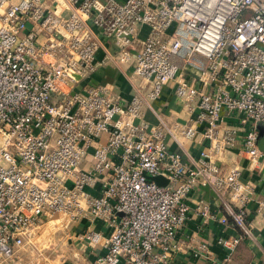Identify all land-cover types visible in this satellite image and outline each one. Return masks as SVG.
<instances>
[{"label":"built area","instance_id":"1","mask_svg":"<svg viewBox=\"0 0 264 264\" xmlns=\"http://www.w3.org/2000/svg\"><path fill=\"white\" fill-rule=\"evenodd\" d=\"M101 36L114 39L118 61L139 89L148 86V99L174 82L187 111H197L182 135L232 145L231 133L217 139V126L223 110L237 111L248 124L249 159L264 160V0H0V264H11L16 247L56 212L108 222L106 251L91 264H175L171 250L199 169L144 119L140 90L123 102L109 84L89 82ZM202 169L212 174L203 182L230 189L231 200L250 199L253 186L238 167L220 172L208 160ZM96 181L101 194L86 192ZM224 209L221 222L252 234L244 207ZM198 211L215 217L205 204ZM239 241L218 239L229 250ZM197 250L209 253L205 241Z\"/></svg>","mask_w":264,"mask_h":264},{"label":"crops","instance_id":"2","mask_svg":"<svg viewBox=\"0 0 264 264\" xmlns=\"http://www.w3.org/2000/svg\"><path fill=\"white\" fill-rule=\"evenodd\" d=\"M146 32L142 31L141 35ZM98 52L101 53V59L100 56L97 57L100 66L89 77V82L101 81L109 84L123 102L130 99L132 93L140 90L145 97L142 106L144 119L151 124H160L165 131L169 149L177 152L188 168L199 169L197 182L186 195L189 217L177 230L175 246L171 250L174 263L264 264V210L258 209V199L264 197V160L251 162L244 149L243 135L248 124L241 122L242 113L223 110L222 119L217 126V139L231 133L235 138L232 145L217 147L216 139H201L199 134L194 137L184 136L180 133L179 127L190 124L197 111H187L183 100L174 94L173 81L164 83L158 97L150 100L146 97L148 86L145 85L139 89L137 79L132 75L130 67L118 61L117 46L113 38L101 36ZM175 123L178 125L175 126ZM203 126L204 123L198 124L199 131L203 129ZM257 145L264 152V125L261 123L258 124ZM202 151L204 154L201 153ZM90 158L91 156L88 155V159ZM208 160L216 165L220 172H226L232 166L238 167L241 177L253 186L250 199L245 203H239L231 200L230 189L221 190L212 182H203L206 177L212 176L202 169ZM90 163L87 161V165ZM85 191L92 195H100L101 182L96 181L94 185L86 186ZM225 202L231 203L235 208L239 206L245 208L251 226V235L244 234L241 228L230 220L226 223L220 221V217L226 216ZM200 204H205L209 213L214 214L215 217L205 218L198 211ZM61 213L63 212H59ZM63 214L67 216L66 221L59 225L51 222L53 225H48L41 231L46 232V228L55 230L62 227L61 234L56 240L52 242L49 236L41 237V235L30 239L38 249L44 245L47 247L48 243L52 244V251L48 254L39 252L42 255L39 258L35 257L38 253L35 251L25 255L41 260L42 264H91L98 255L106 251L104 240L110 233V225L102 219L93 220L87 215L72 217L68 213ZM92 232L100 234L98 242L91 241L87 236ZM228 236L240 237L239 243L233 250H229L218 242L219 238ZM202 241L207 243L209 250V253L205 255L197 252L198 245ZM25 242L26 240L24 244ZM21 247H16L11 264H27V262L24 263L26 257L19 253ZM54 250L58 252L54 254ZM52 254L56 256L52 257ZM119 264L128 263L121 259Z\"/></svg>","mask_w":264,"mask_h":264},{"label":"rangeland","instance_id":"3","mask_svg":"<svg viewBox=\"0 0 264 264\" xmlns=\"http://www.w3.org/2000/svg\"><path fill=\"white\" fill-rule=\"evenodd\" d=\"M98 56H100V59H101V53H99V52L97 53L96 52V54H95L96 59H97ZM66 220H67V216L66 215H64L63 213L59 214V212H56V213H53L51 216L46 217L43 220V222H42L43 224L40 227H35L33 229V231L31 232L30 236L25 239L26 242H25V244L22 245V247L20 249V252H19L21 254V256L26 257V260L24 261V263L27 262V264H42L41 260L32 259L31 256H27V255H25V253H30L32 251L38 252L37 256H35V257L39 258V257L42 256L39 252H46L48 254L49 251H52V248H51L52 244L48 243V244H46L47 247H45V245H44L41 249H38V248L35 247L36 245L33 244L34 242L32 243V240H30V239L31 238H35V237L40 236V235H41V237L42 236L43 237H48L49 236V238L53 242L61 234L60 230H61L62 227L61 228H55V230H54V228L51 229V230H50V228H46L45 229L46 232H41V231H43L46 226L48 227V225H51V224L53 225V223H55L56 225L57 224L59 225V224H62L63 221H66ZM55 221H57V223ZM51 222H53V223H51ZM57 252L58 251L54 250V254H56ZM54 254H52L51 256L52 257L56 256Z\"/></svg>","mask_w":264,"mask_h":264},{"label":"water","instance_id":"4","mask_svg":"<svg viewBox=\"0 0 264 264\" xmlns=\"http://www.w3.org/2000/svg\"><path fill=\"white\" fill-rule=\"evenodd\" d=\"M148 177L155 180L159 184H166L167 183V179L165 177H163L162 175H154V176L150 175Z\"/></svg>","mask_w":264,"mask_h":264}]
</instances>
